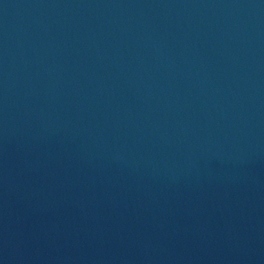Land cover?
<instances>
[{
	"label": "water",
	"instance_id": "obj_1",
	"mask_svg": "<svg viewBox=\"0 0 264 264\" xmlns=\"http://www.w3.org/2000/svg\"><path fill=\"white\" fill-rule=\"evenodd\" d=\"M0 264H264V0H0Z\"/></svg>",
	"mask_w": 264,
	"mask_h": 264
}]
</instances>
